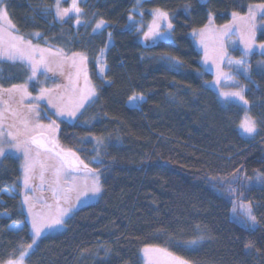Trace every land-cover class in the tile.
<instances>
[{
    "label": "trees",
    "instance_id": "1",
    "mask_svg": "<svg viewBox=\"0 0 264 264\" xmlns=\"http://www.w3.org/2000/svg\"><path fill=\"white\" fill-rule=\"evenodd\" d=\"M133 3L87 0L81 3L86 24L77 28L73 19L55 20V0H4L21 36L68 56L85 53L98 89L79 121L56 122L55 138L100 172L101 196L69 218L63 232L43 237L26 264H143L140 250L149 244L194 264H264V182L256 179L257 172L264 174V56L251 57L245 80L248 112L259 122L258 134L245 137L239 130L245 110L206 87L213 76L202 74L192 37L206 27L210 14L223 27L232 12L246 15L249 4L264 0H146V19L152 18L149 11L160 9L170 16L167 28L169 22L173 26L168 28L173 41L151 45L140 41L137 25L129 28ZM38 5L52 13L42 14ZM101 19L106 26L93 33ZM104 50L102 81L97 61ZM29 75L20 62L0 63V87L23 84ZM133 95L144 96L138 107L129 105ZM11 107L21 106L13 102ZM39 114L42 124L55 120L44 108ZM96 137L103 139L101 147ZM20 176L19 159L8 154L0 160V261L18 257L21 246L31 243ZM233 176L239 177L238 200L253 206L255 229L233 219L236 197L228 191ZM201 236L195 250L184 244ZM249 242L252 248L245 247Z\"/></svg>",
    "mask_w": 264,
    "mask_h": 264
},
{
    "label": "snow or ice",
    "instance_id": "2",
    "mask_svg": "<svg viewBox=\"0 0 264 264\" xmlns=\"http://www.w3.org/2000/svg\"><path fill=\"white\" fill-rule=\"evenodd\" d=\"M67 0H55L54 5V18L55 20L66 23L68 20L75 19L77 26L86 24L83 19L84 9L80 7L81 0H70L68 7H62V3ZM140 0H137L139 4ZM37 10L42 14L47 15L52 13V8L46 5H38ZM7 8L4 5V0H0V20L7 18ZM264 18V3L249 4L246 15H240L238 12H232L233 23L237 21L244 24L242 31L239 25L235 29L231 25H224L221 32L222 36L228 35L233 30L241 32V42L245 45V54L253 51V43L255 40L256 20L257 16ZM132 17L130 16L129 19ZM167 20L168 14L160 9L154 10V22L149 26L145 38L150 36L155 37L158 33L155 31L158 28L156 21ZM211 23V14H210ZM103 19L98 20L92 28L93 33L101 30L105 26ZM9 28L14 29L15 26L8 21ZM173 26L171 22L168 23V28ZM205 29L199 32L193 31V35L203 37ZM139 30V29H138ZM244 31L247 32V38L244 37ZM39 37L40 33H35ZM109 37L111 34L109 33ZM203 44V39L201 40ZM260 48L264 49V44H260ZM227 57V49L221 46L219 59L223 61ZM87 56L84 53H72L71 56L65 54L63 49L53 50L52 47L42 48L39 44H33L32 40H26L24 37L14 34L13 31H5L0 27V60L11 62H20L30 71L31 75L28 80L23 84H13L10 88L0 87V104L6 105L5 108L0 109V157H5L10 154L12 150L21 153L23 163L21 165L23 171V205L27 206L29 222L31 224V243L26 246H21L19 256L16 258L9 257L6 260L0 261V264H24L25 258L29 256L33 246L41 239L46 230H52L59 227H64L67 223L66 218L77 208L82 198L91 196H98L103 191L101 184L100 173L96 169H92L88 164H85L75 152L70 149L65 152L59 149L56 143L54 133L59 125L55 121L50 124H42L34 122L33 114L39 117V112L36 111L37 105L28 104L24 105L25 99L31 98L32 100L47 99L48 105L56 110L57 116H67L75 118L77 113L80 112L85 104L94 102L97 98V89L91 84L88 79L86 62ZM207 49H205V63H207ZM99 63V61H98ZM180 62L177 61V64ZM215 63V61H214ZM55 64L58 68L63 69L65 66L74 71L67 73L61 72V75H67V85H57L56 89L41 88L39 95L32 97L28 92V81L36 78L40 69H44L45 74L53 72L52 65ZM230 66H234L235 72L247 76L249 66L245 60L232 61L228 60ZM217 79L216 84L219 85L221 77L225 79H232L230 73H224L217 64ZM264 71V66H262ZM81 75L84 78V89L79 87V80ZM99 76L103 81L105 78V67L101 66L99 69ZM111 84V82H108ZM237 90L221 91L220 96L224 100L232 98L242 101L245 106L249 101L245 99L243 88L239 84H235ZM63 88L62 92L57 89ZM7 93L8 99L5 100L3 94ZM19 95V100L16 96ZM144 100L143 95H133L129 97V102L133 107L138 106V103ZM15 102L20 108L13 109L11 104ZM8 113L11 118V123L5 124L6 116ZM82 114V113H81ZM259 122L250 116H245L244 120L240 123V129L248 137H254L258 134ZM6 129V130H5ZM47 130V135L45 133ZM97 145H103L102 138L96 137ZM59 149V150H58ZM99 152H97V156ZM239 171V170H237ZM45 173L50 174L49 190L52 193L54 203H44L41 206V211L36 210V202L34 198L28 194L29 190L34 191L32 182L37 178L40 179L41 187L45 182ZM77 173H84L78 176ZM256 179L264 182V174L257 172ZM239 177L233 176L231 183H236ZM229 193H236L237 189L231 187L228 189ZM71 193H75V202L71 201ZM236 203L233 204V211H236ZM243 209V223L255 229L258 224L256 215L253 214V206L249 204H240ZM10 227H19V225H10ZM204 237L192 239L184 242L188 249L195 250V246L199 245ZM178 247H183V244L178 243ZM254 245L249 242L245 245L246 248H252ZM144 264H194L183 256L176 255L167 248H161L156 245H145L141 250ZM259 251V249H257Z\"/></svg>",
    "mask_w": 264,
    "mask_h": 264
},
{
    "label": "rangeland",
    "instance_id": "3",
    "mask_svg": "<svg viewBox=\"0 0 264 264\" xmlns=\"http://www.w3.org/2000/svg\"><path fill=\"white\" fill-rule=\"evenodd\" d=\"M85 1H87V0H81V3L85 2ZM144 1H146V0H140V2L138 4L137 0H134L133 7L131 9V14H130V16L132 18L129 19V28H133L135 25H137L136 33L139 35L140 41L145 43L146 45H149V44L151 45V44L158 43V42H171V41H173V35H172L171 31L166 26V22H168L170 20L169 15H168L167 20L161 19V20L156 21V23L158 24V28L155 29V31L158 33L157 36H155V37L150 36L147 39L145 38L144 34L146 32H148L149 26H152L153 22H154V10H151L148 12L152 18L146 19L144 10L142 8V4L144 3ZM201 1L205 3L208 0H201ZM69 3H70V0H67V4L62 3V7H68ZM81 3H80V7H81ZM73 20H74V24H75V19L73 18ZM8 21H9L8 16L5 20H0V27L4 28V30L6 32L7 31H13L14 34L21 36L19 33H17V31L15 29L9 28ZM228 25H231L233 27V29H235L236 26L239 25V27L241 28L242 31L244 30V27H245L244 24L242 22H239V21H237L236 24H234L233 19L231 20V22ZM75 26L78 28V26L76 24H75ZM105 26H106V24H105ZM206 26H208V28L205 31V35L203 37H201L199 35L194 36L192 34L195 46L201 54V66H202L201 72H202V74L210 73L213 76L211 81L206 82V87L213 90L223 102L235 104V105L243 108L245 110V116L246 115L250 116V114L248 112L249 111V104L247 106H245L242 101H239L238 99H235V98H232L229 100H224L220 96V92L221 91L237 90L234 87V85L239 84L243 88V94H244V97L246 99V92L248 90V84L246 83L245 80H249V78H250L249 74H250L251 57L254 54L264 56V49L260 48V44H264V39H261V36L264 35V18H262L259 15L257 16L255 40L253 43V51L247 55L245 54V45H244V43L241 42V32L233 30L228 35L222 36L221 32L223 30V27H217L214 24V19L212 16H211V23L209 20V22ZM203 29H205V28H203ZM98 31H100V30H98ZM199 31H197V32H199ZM22 37H24L26 40H30L29 38H27L25 36H22ZM244 37H245V39L247 38V32L246 31H244ZM202 39H203V44L201 43ZM32 43L33 44H39L35 41H32ZM110 44H111V42H110ZM39 45L42 48L52 47L53 50L59 49V48H56L53 46H47V45H42V44H39ZM221 46H223V48L227 49V57L223 61H221L219 59ZM205 49H207V57H208L207 63H205ZM106 51L107 50H104L102 52L101 56L99 57V59H98L99 63L97 61V70H98V77L99 78H100V76H99L100 67L104 66L105 72L107 70V66L105 63ZM229 59H231L232 61L245 60L249 66V71H248L247 76L237 74L235 72L234 66H230L228 64ZM214 61H215V63H214ZM1 62H6V60H0V63ZM217 64L219 65L220 69L223 70L224 73H230L232 75V79H225L224 77H221L220 78L221 82L219 85H217L215 82L217 79V71H218L217 66H216ZM52 67L54 69L53 72H48L45 74L44 69H40L36 78L31 80V81H28V92L31 93L32 97L38 96L41 88L56 89L57 85L63 86V85L68 84L67 75H61V72L63 71L64 73H67L69 71H74V70L70 69L67 66H65L63 69H60L55 64H53ZM86 70H87L88 79L91 81V84L93 86H95L97 89V86L94 83V81L90 75L88 59L86 62ZM30 75H31V73H30ZM35 83H37L39 85V88H36L37 90L33 89ZM79 87L81 89H84V87H85L83 75H81V77H80ZM57 91L62 92L63 88L57 89ZM97 94H98V89H97ZM97 97H98V95H97ZM24 102H25V104L37 105V107H36L37 112H40V109L44 108L46 110V112L49 113L50 116H53V119H55L54 120L55 122L65 121V122H70V123H75V122L79 121L80 116L84 112H86V109L88 108V106L93 103V102L86 103L85 107L82 108L79 113H77L75 118H69L67 116H57L56 110L53 109L50 105H48L47 99L36 101V100H32L31 98H28V99H25ZM129 105L131 107H133V105L130 102H129ZM139 105H140V102L138 103V106ZM138 106H136V107H138ZM5 116H6L5 124L11 123L12 122L11 118L8 117L7 115H5ZM33 120H34V122L41 123L40 118L36 117L34 114H33ZM47 124H50V123H45V125H47ZM239 130H240L242 135H244L245 137H248L242 132L240 127H239ZM45 133L47 135V130H45ZM55 134H56V131L54 133V137H55ZM55 140H56V138H55ZM56 143H57V141H56ZM95 145H96V147H101V145H99V146L97 144H95ZM58 146H60V145H58ZM59 149H63L65 152H67V149H65L61 146L59 147ZM10 155L19 159L21 162V165H22L23 157H22L21 153H17L14 150H12ZM2 158H4V157H0V160ZM93 160L97 161L98 156H94ZM76 175L82 177L84 175V173H77ZM50 179H51L50 174L45 173V182L43 184V187H41V182H40V179L38 176L32 182L35 190L34 191L29 190L28 194L34 198V201L36 202V210L37 211H41V206L44 203H49V204L54 203L52 193L49 190ZM100 179H101V174H100ZM231 182L232 181L229 182L228 189H229L230 184H231V187L237 189V187H238L237 183H231ZM101 184H102V182H101ZM18 185H19L18 189H19V193L21 196V200L23 201V191H22V189H23V171H22V167H21V176H20V179L18 181ZM234 194L236 197L234 199V202L236 203L237 207H236V211L234 212L233 219L236 222H238L239 224H241L247 228L253 229L250 226H248L247 224L243 223V215H242L243 209L239 207V205L241 203L244 205H247L249 203H245V202L238 200L239 198L237 196V192ZM70 196H71V201L75 202V193H71ZM100 196H101V194L98 196L89 195L87 197L82 198V201L78 204L77 208L73 210V212L66 218V220L71 218L80 208L96 202ZM23 208H24L25 212L27 213V219L29 221L27 206L23 205ZM29 224H30V222H29ZM257 225H256V227H257ZM30 227H31V224H30ZM13 228L17 229L18 227H13ZM65 229H66V225L64 227H59V228L52 229V230H46L45 233L43 234V236L41 237V239L43 237H46L49 235L61 233ZM40 240L37 241V244L39 243ZM37 244L33 246V249L30 251V253L35 249ZM141 257H142V253H141ZM26 259H27V257L25 258L24 264H26ZM142 262L144 264L143 257H142Z\"/></svg>",
    "mask_w": 264,
    "mask_h": 264
}]
</instances>
